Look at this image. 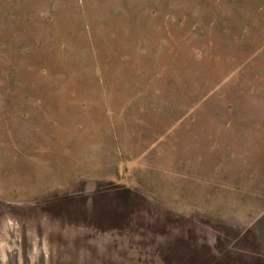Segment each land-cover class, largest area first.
<instances>
[{"label": "rangeland", "instance_id": "1", "mask_svg": "<svg viewBox=\"0 0 264 264\" xmlns=\"http://www.w3.org/2000/svg\"><path fill=\"white\" fill-rule=\"evenodd\" d=\"M0 264H264V0H0Z\"/></svg>", "mask_w": 264, "mask_h": 264}]
</instances>
